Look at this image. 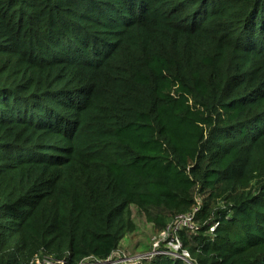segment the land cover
<instances>
[{"label":"trees","instance_id":"obj_1","mask_svg":"<svg viewBox=\"0 0 264 264\" xmlns=\"http://www.w3.org/2000/svg\"><path fill=\"white\" fill-rule=\"evenodd\" d=\"M133 206L264 264V0H0V264L105 262Z\"/></svg>","mask_w":264,"mask_h":264},{"label":"built area","instance_id":"obj_2","mask_svg":"<svg viewBox=\"0 0 264 264\" xmlns=\"http://www.w3.org/2000/svg\"><path fill=\"white\" fill-rule=\"evenodd\" d=\"M191 212L187 215L177 216L173 222L163 231L157 233L156 245L153 253L149 255L143 263L151 262L155 259L168 258L172 260H180L186 264H194L188 251L183 247L180 237L182 231H195V214ZM112 255L107 261L97 264H124L126 258L114 260ZM142 263V264H143Z\"/></svg>","mask_w":264,"mask_h":264},{"label":"rangeland","instance_id":"obj_3","mask_svg":"<svg viewBox=\"0 0 264 264\" xmlns=\"http://www.w3.org/2000/svg\"><path fill=\"white\" fill-rule=\"evenodd\" d=\"M126 218L134 224L135 230L126 234L118 250L113 254V259L119 261L126 258V261H123L124 264H142L153 253L156 245L155 238L158 235L135 206L129 209Z\"/></svg>","mask_w":264,"mask_h":264}]
</instances>
